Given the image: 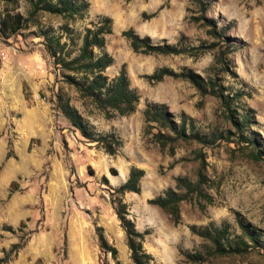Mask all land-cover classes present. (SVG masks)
<instances>
[{
	"label": "rangeland",
	"instance_id": "obj_1",
	"mask_svg": "<svg viewBox=\"0 0 264 264\" xmlns=\"http://www.w3.org/2000/svg\"><path fill=\"white\" fill-rule=\"evenodd\" d=\"M204 2L202 10L190 0H88L84 16L68 23L81 34L101 15L111 19L103 49L112 62L103 72L111 77L124 62L138 100L129 113L109 117L63 81L44 51L38 26L0 36V255L11 242H23L1 264H133L108 193L130 166L143 169L139 191H125L122 199L135 227L148 231L142 245L152 254L151 264H196L180 250L204 251L202 243L208 241L191 225H225L229 236L243 225L264 243V158L248 155L254 142L245 138L264 147V0ZM1 8L0 2V14ZM26 8V1L18 0L15 10L25 13ZM40 21L56 27L62 19L44 13ZM212 25L223 35L213 36ZM127 27L153 43L192 46L196 53L133 51L120 32ZM162 65L213 81L215 89L231 97L229 109L208 86L201 92L187 77L164 75L150 83L142 76ZM58 92L96 133L120 136L114 153L70 124L57 107ZM146 101L164 102L176 121L183 112L206 141L177 139L172 154L161 149L143 131ZM243 115L247 122L241 128ZM198 170L206 196L181 200L177 223L147 201L173 187L177 175L195 180ZM96 225L115 246V257L99 249ZM201 264H264V246L211 254Z\"/></svg>",
	"mask_w": 264,
	"mask_h": 264
},
{
	"label": "trees",
	"instance_id": "obj_2",
	"mask_svg": "<svg viewBox=\"0 0 264 264\" xmlns=\"http://www.w3.org/2000/svg\"><path fill=\"white\" fill-rule=\"evenodd\" d=\"M25 1L27 8L23 13L15 10L18 0H0L2 3L0 36L8 37L29 26H38L37 34L41 36V43L46 55L60 70L63 81L75 88L79 98L93 104L102 111L105 117L113 114H126L132 111L138 100V93L129 84L124 62L120 64L117 73L111 77L103 72L104 68L112 62L111 54L103 49L104 34L111 31L110 17L101 15L97 20L90 21V24L85 25L82 33L79 34L74 33L68 23L84 16L88 7V0ZM190 1L202 10L205 8L204 4L207 3L204 0ZM44 13L58 15L62 22L56 27L50 24L44 25L40 21V17ZM154 13L155 10L145 16H151ZM120 32L128 39L133 51L143 53H196L195 47L192 46L187 47L168 42L153 43L148 35H139L132 27L121 29ZM209 32L217 37L223 35L222 31L215 29L213 25L210 27ZM76 39H79L78 43H76ZM95 48L98 49V52H95ZM215 58L218 62L220 61L219 55H216ZM164 75L187 77L200 88L201 92L208 86L209 91L219 97L222 106L229 109L231 97L223 95L219 89H215L213 81L209 80L205 83L190 70L176 72L162 65L154 68L151 72L142 74L150 83L161 80ZM56 103L58 109L69 120L70 124L84 137L99 142L105 152L114 153L121 145L120 136L113 132L96 133L77 109L69 103L68 98L60 92L56 94ZM142 117L145 124L143 131L149 133L151 139L161 149H166L170 154L173 153L175 140L188 138L200 140L203 137V135L191 129L183 112L180 113L179 121H176L164 102L146 101L142 109ZM246 122L247 117L243 115L239 127L242 128ZM187 123L189 129L186 132L185 124ZM245 138L250 140V143L254 142V144L249 145L248 155L255 160L264 158V147H259L251 137L245 136ZM202 140L206 141L204 137ZM142 174L143 169L141 167L130 166L124 180L117 186L111 187L108 192L109 202L123 230L125 244L133 264H151L153 259L152 254L142 245L143 237L148 232L147 229L139 230L135 227L133 219L129 216L127 203L122 199V194L125 191H139V179ZM202 176L201 170H198V177L195 180L177 175L173 187L167 186L161 193L149 197L147 201L161 208L168 215L170 221L175 224L179 221V202L181 200L189 199L194 195L206 196L201 188ZM102 178L107 182L104 175H102ZM95 229L99 249L107 251L112 257H115L116 248L107 241L103 235L102 227L96 225ZM190 229L208 241V243H202L206 246L204 251L180 250L186 260L196 264H201L211 254H242L252 246H264V243L258 242L259 237L243 225L241 232L232 236H229L225 225L217 226L210 223L199 228L191 225ZM22 244L21 241H14L10 243L8 248L3 249L2 255H0V264L9 260Z\"/></svg>",
	"mask_w": 264,
	"mask_h": 264
}]
</instances>
